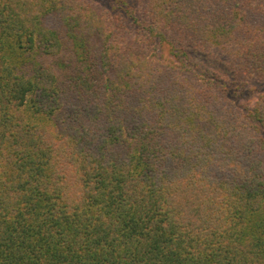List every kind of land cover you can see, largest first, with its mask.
Returning a JSON list of instances; mask_svg holds the SVG:
<instances>
[{
  "label": "trees",
  "instance_id": "trees-1",
  "mask_svg": "<svg viewBox=\"0 0 264 264\" xmlns=\"http://www.w3.org/2000/svg\"><path fill=\"white\" fill-rule=\"evenodd\" d=\"M109 6L0 0V264H264V0Z\"/></svg>",
  "mask_w": 264,
  "mask_h": 264
},
{
  "label": "rangeland",
  "instance_id": "rangeland-1",
  "mask_svg": "<svg viewBox=\"0 0 264 264\" xmlns=\"http://www.w3.org/2000/svg\"><path fill=\"white\" fill-rule=\"evenodd\" d=\"M99 1L103 4H106V5L110 4L109 8L111 10L115 7L116 0H99ZM164 53L165 54L168 53L167 49L165 50ZM249 84L253 87L254 91L256 92V94L254 96L258 95L259 91L264 89V80L263 81L253 80V81H250Z\"/></svg>",
  "mask_w": 264,
  "mask_h": 264
}]
</instances>
